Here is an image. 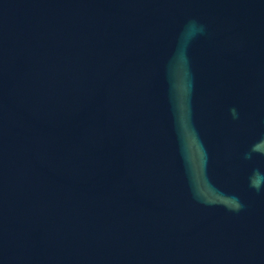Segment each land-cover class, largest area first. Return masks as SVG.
<instances>
[{
    "label": "water",
    "instance_id": "obj_1",
    "mask_svg": "<svg viewBox=\"0 0 264 264\" xmlns=\"http://www.w3.org/2000/svg\"><path fill=\"white\" fill-rule=\"evenodd\" d=\"M0 264H264V0H0Z\"/></svg>",
    "mask_w": 264,
    "mask_h": 264
}]
</instances>
